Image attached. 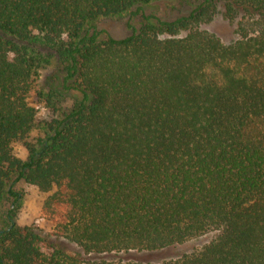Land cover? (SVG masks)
<instances>
[{
  "label": "trees",
  "instance_id": "1",
  "mask_svg": "<svg viewBox=\"0 0 264 264\" xmlns=\"http://www.w3.org/2000/svg\"><path fill=\"white\" fill-rule=\"evenodd\" d=\"M172 1L190 9L147 12ZM21 183L78 251L16 222ZM5 203L0 264H264V0H0Z\"/></svg>",
  "mask_w": 264,
  "mask_h": 264
},
{
  "label": "rangeland",
  "instance_id": "2",
  "mask_svg": "<svg viewBox=\"0 0 264 264\" xmlns=\"http://www.w3.org/2000/svg\"><path fill=\"white\" fill-rule=\"evenodd\" d=\"M190 8L186 3L179 1H172L170 3H154L147 8L148 13L157 12L160 13L163 17L168 19L176 18L181 14L188 12ZM137 18H134L132 21L135 23ZM130 21L129 15L115 16L103 18L97 22L98 30H102L101 36L106 37L107 34L113 37H124L130 33L128 28V22ZM207 29L216 32L223 41L230 42L235 38L234 28L226 20H223L221 17H217L214 21L205 26ZM53 66H49L46 70L43 71V76L48 77L53 73ZM21 189H24L25 195L21 201L17 204L14 211L15 220L19 225H27L33 227L38 233L46 237L51 242H57L63 244L67 249H78L64 240H56V238L51 236V225L45 221L41 215V206L46 194L40 192L36 187L21 183L19 186ZM8 204L2 205L0 212H5ZM4 212L0 213V229L3 227L5 218ZM210 236H204L202 238L188 242L185 245L178 246L175 248L166 249L157 254L152 255H137V253L132 254H119L122 258H141V259H151L153 261H159L161 259L174 258L181 255L184 252L190 251L195 247H200L204 244ZM107 256V255H106Z\"/></svg>",
  "mask_w": 264,
  "mask_h": 264
}]
</instances>
